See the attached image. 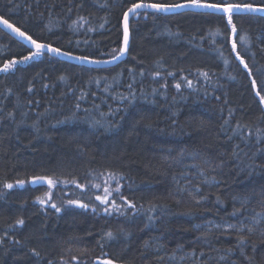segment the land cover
<instances>
[{"label": "trees", "instance_id": "1", "mask_svg": "<svg viewBox=\"0 0 264 264\" xmlns=\"http://www.w3.org/2000/svg\"><path fill=\"white\" fill-rule=\"evenodd\" d=\"M141 1L184 2L0 0V16L106 59ZM232 20L236 33L223 14L139 11L127 57L102 68L24 61L35 51L0 29V69L18 62L0 71V264H264V217L247 221L264 216V16Z\"/></svg>", "mask_w": 264, "mask_h": 264}, {"label": "snow or ice", "instance_id": "2", "mask_svg": "<svg viewBox=\"0 0 264 264\" xmlns=\"http://www.w3.org/2000/svg\"><path fill=\"white\" fill-rule=\"evenodd\" d=\"M186 7H193V8H205V9H213L217 12H221L223 15L227 17V22L229 25H232V31L233 33H236L237 29L235 25L233 24L232 16L234 13H240L241 9L246 10L248 12H264V3H261L259 6H254L252 3H244V4H234V3H227L224 2V0H220L218 3H209L207 0H184L183 3H172V4H163V3H132L131 6L123 13V33H124V47H121L119 51L112 57V60H116L119 56L123 55L126 52L128 41H129V17L130 15L138 13L140 9H148L152 8L156 11H170L173 9H180V8H186ZM0 23H3V25L7 28L12 29L14 32H16L18 35L21 37H25V33L21 32L19 28H14L12 24L8 22L6 19L0 18ZM75 23V22H74ZM27 40L31 41L32 45L35 47L36 51L29 53L28 56H24L22 59L24 61H27L31 59L33 56L40 55L44 49H47L48 52L52 53H57L61 54V50L58 48H53L50 45L47 44H41L37 43L35 40H33L30 36L25 37ZM243 39V37H241ZM236 45L235 43L233 44V50L235 51ZM64 55H71L70 53H63ZM81 59H87V57H81ZM18 63L17 61L13 60L11 62L5 63L3 66V69H0V71H5L7 72L9 69L13 67L14 64ZM243 63V61H241ZM245 67L247 65L245 64ZM158 74V73H157ZM171 75V73H169ZM255 83V82H253ZM188 86L191 87V81L188 82ZM177 88L180 87V84L176 85ZM31 91V89H29ZM259 95V93H257ZM261 102L264 103V97H261ZM112 179H115V177H111ZM40 181H47L49 187H52L56 181L43 177V176H37L33 177L32 182H40ZM18 184H24L23 180L17 181ZM7 188H12V184H6L5 185ZM78 187L83 188L84 185H78ZM94 187H99V185H94ZM116 193L119 194L120 188L119 185L115 189ZM106 194L101 197L97 196L96 199L99 200L102 204L106 203L109 200V197L111 196V192L108 189H105ZM123 199V197H121ZM39 199V198H38ZM42 205L45 203L50 202L49 200L45 199H40L39 201ZM69 204H76L79 207L82 208H87V204H83L80 201H69ZM126 203H128L126 201ZM131 207H134V205H130ZM53 208H56V211H60L58 207H56L55 204H52ZM119 205H116L115 202L113 201L112 208L114 209H119ZM105 212H109V208H105ZM16 224H23V220H17ZM229 227H233L232 225H229ZM243 227V226H242ZM249 231H251V228H249ZM112 232H107L105 233V236L107 238H112ZM240 242H244V238H240ZM105 264H112V262L105 261Z\"/></svg>", "mask_w": 264, "mask_h": 264}, {"label": "water", "instance_id": "3", "mask_svg": "<svg viewBox=\"0 0 264 264\" xmlns=\"http://www.w3.org/2000/svg\"><path fill=\"white\" fill-rule=\"evenodd\" d=\"M136 3H141V2H136ZM181 3H183V2H181ZM254 6H256V5H254ZM139 11H153V12H162V13H179V12H184V11H193V12H211V13H216V14H222L221 12H217V11H215L213 9L193 8V7L173 9V10H170V11H156V10H154L152 8H148V9H140ZM234 14H255V15H259V16H264V12H248V11L243 10V9H241L240 13H234ZM133 15H130L129 22H130V18ZM0 18L5 19L2 16H0ZM8 22L10 24H12L10 21H8ZM12 25H13L14 28H18L16 25H14V24H12ZM0 29L5 31L12 38H14V39L18 40L19 42H21L22 44H24L31 51H36L35 47L31 43V41H29V40H27L25 38V37H27L29 35L27 33H25L23 30H21L20 28H19V30L21 32L25 33V37H21L16 32H14L12 29L5 27L3 25V23H0ZM122 31H123V17H122ZM36 42L37 43H41V44H47V43L39 42V41H36ZM130 44H131V35H130V30H129V41H128L126 52L123 55L119 56L116 60H112V57L111 58H107V59H100V60L92 59V58L81 59L82 56H77V55H74V54H71V53H70L71 55H64L63 53H68V52H65V51H62V50H61V54L48 52L47 49H44L42 52H45V53L49 54L50 56L56 57V58H58L60 60H63V61H66V62H69V63H72V64L84 65V66L92 67V68H102V67L114 66V65L120 63L121 61H123L128 55ZM47 45H49V44H47ZM121 47H124V33H123L122 46Z\"/></svg>", "mask_w": 264, "mask_h": 264}, {"label": "rangeland", "instance_id": "4", "mask_svg": "<svg viewBox=\"0 0 264 264\" xmlns=\"http://www.w3.org/2000/svg\"><path fill=\"white\" fill-rule=\"evenodd\" d=\"M47 178H49V177H47ZM50 179H52V178H50ZM53 180V179H52ZM55 181V180H54ZM34 184H43V185H45L47 188H48V190H49V193L52 191V187L55 185L56 186V183L52 186V187H49V185H48V183H47V181H40V182H33ZM18 184V183H17ZM24 184H25V182H24ZM24 184H19V186H23ZM43 199H45V200H47L48 199V195L47 196H45ZM252 216V215H251ZM251 216H249L248 218V220L247 221H251V222H255L258 218H263L264 216H261V215H257V216H253V217H251ZM237 224H242V220L240 221V222H237ZM222 225V226H221ZM230 224H216V225H214V226H216V227H228ZM188 256H189V258H192L193 257V255L192 254H188ZM181 259V258H180Z\"/></svg>", "mask_w": 264, "mask_h": 264}, {"label": "bare ground", "instance_id": "5", "mask_svg": "<svg viewBox=\"0 0 264 264\" xmlns=\"http://www.w3.org/2000/svg\"><path fill=\"white\" fill-rule=\"evenodd\" d=\"M141 2H143V1H141ZM143 3H151V2H143ZM155 22V21H154ZM165 23V22H164ZM61 28V27H60ZM164 29V28H163ZM62 30V29H61ZM131 31V30H130ZM131 35V34H130ZM157 35V34H156ZM153 36V35H152ZM122 38H123V31H122ZM178 39V38H177ZM162 44V43H161ZM51 47H54V48H57V47H55V46H52V45H50ZM122 46V45H121ZM59 49V48H58ZM61 50V49H60ZM107 59V58H106ZM98 60H100V59H98ZM69 68V67H68ZM86 69V68H85ZM68 70V69H67ZM70 70V69H69ZM65 72V71H64ZM78 73V72H77ZM74 82V81H73ZM85 91V90H84ZM126 124V123H125ZM10 193V192H9ZM56 197V196H55ZM65 197V196H64ZM64 199V198H63Z\"/></svg>", "mask_w": 264, "mask_h": 264}]
</instances>
